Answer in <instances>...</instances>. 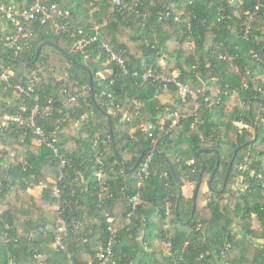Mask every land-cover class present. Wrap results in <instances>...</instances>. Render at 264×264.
I'll return each instance as SVG.
<instances>
[{"label":"trees","instance_id":"16d2710c","mask_svg":"<svg viewBox=\"0 0 264 264\" xmlns=\"http://www.w3.org/2000/svg\"><path fill=\"white\" fill-rule=\"evenodd\" d=\"M3 1L17 10L34 3ZM47 1L70 10L71 31L82 27L96 39L77 50L76 37L35 22L32 51L16 55L0 33V70L35 89L29 97L0 80V264L11 257L16 264H98L109 227L120 226L108 220L118 205L122 225L110 264H264V0ZM172 38L179 44L164 67L159 58ZM103 43L125 59L127 74L117 59L113 72L105 70L111 53ZM148 70L155 76L143 80ZM166 90L185 96L161 103ZM236 93L240 104L229 108ZM38 101L34 121L44 138L27 124ZM23 105L25 123L4 122ZM202 148L209 150L197 155ZM200 174L196 199L179 197L180 186H196ZM39 184L42 195H31ZM59 226L66 227L64 248L55 245Z\"/></svg>","mask_w":264,"mask_h":264},{"label":"built area","instance_id":"2783aa9c","mask_svg":"<svg viewBox=\"0 0 264 264\" xmlns=\"http://www.w3.org/2000/svg\"><path fill=\"white\" fill-rule=\"evenodd\" d=\"M119 3V0H116ZM71 12L67 8L61 7L58 3L52 2L49 3L47 0H34V3L30 5V7L25 9L17 10L15 8V4L13 2L8 1H0V18L4 19L7 24L8 33L3 37L2 43L9 49H11L16 55L22 52H30L33 49V44L31 39L35 35V27L33 23L39 22L40 24L52 23L57 29V32H68L71 36L76 37V49L83 50L84 47L90 43H92L96 39V35L87 37L84 35L83 28H78L77 32H73L69 26V17ZM103 47L106 51L111 53V57L105 63L106 71L113 72L111 61L117 59L119 65L121 66V71L123 74H127L128 69L126 67L125 59L114 52L111 51V48L108 44L103 43ZM255 57H258V54H254ZM259 58V57H258ZM98 74L105 78V74L103 71H99ZM13 73L10 70H0V80L6 83L5 87L14 88L17 92L21 94H25L33 96L34 93V86L32 84L26 86L21 83H14L12 81ZM133 75H138L137 72H133ZM155 76L154 73L150 70L145 71L142 74V79L147 80L149 77ZM165 80L167 78L165 77ZM168 81H174L180 91L184 94H191L195 95V91L189 85H185L181 82L176 81L175 78L168 79ZM166 87V85H164ZM204 89V88H203ZM38 100V98H37ZM46 109H52V105H47ZM43 107L42 104L38 101L32 108H31V115H30V127H33V132L38 135L39 137H45V133L43 129L39 126H35L34 118L38 116V114L42 111ZM20 112L17 114H7L4 115V122L7 120H14L19 123H25L26 119L23 116V113L30 111L29 107L23 105L20 107ZM178 116V114H177ZM84 117V116H82ZM178 119L174 120V123H177ZM48 146L53 147L54 144L52 141H48ZM56 150V148H55ZM152 159V154H150L145 162L142 164V170L147 172L148 164ZM55 193L59 194V189H55ZM133 204L135 206L136 202L139 200V197L136 195L133 197ZM108 220L112 222V218L109 217ZM111 235L108 241L101 245L99 249V263L98 264H110L113 262L114 258V248L113 244L115 242V235L117 233V229L113 226H110ZM65 226H59L54 232V239L55 245L60 248H64V244L61 240L62 232H65ZM7 264H16V261L13 257L8 260Z\"/></svg>","mask_w":264,"mask_h":264},{"label":"rangeland","instance_id":"374dc122","mask_svg":"<svg viewBox=\"0 0 264 264\" xmlns=\"http://www.w3.org/2000/svg\"><path fill=\"white\" fill-rule=\"evenodd\" d=\"M234 4L236 6H238V1H235ZM93 8H92V12H93ZM182 12V11H180ZM126 39V38H125ZM178 41L177 39L175 38H172L171 40H169V43L167 44L168 45V51L167 53H164L160 58H159V62L161 63V65H163L164 67L167 66L168 64V60L166 58V56H168L169 54V51H174L175 49H177L178 47ZM190 43H186V46H189ZM191 46V45H190ZM131 50L136 52L137 55H141L142 54V51L137 47V46H133L131 45ZM173 76H176L179 74V70L178 69H175L173 72ZM215 80H213L212 84H215L214 82ZM182 95V96H185L183 95L181 92H177V94H174V93H171L169 92L168 90H166L165 93H162L159 98H160V101L161 103H166V102H171V101H174V99L177 98L176 95L179 96ZM237 104H240V99L238 98L237 96V93L234 94L232 96V102L229 104V108H233V106L237 105ZM179 115V114H178ZM174 119H178L177 117V114L174 116ZM173 119V120H174ZM237 125H240V126H245L244 124H242L241 122H235ZM243 176H240L239 179H242ZM205 185H204V190H207L208 189V186H207V181H205ZM194 189H195V185L194 184H189V185H186L183 187V190H184V195H186L187 197H191L194 195ZM253 226L255 228H258L259 227V220H258V217L256 215H254V219H253ZM160 241V240H159ZM157 244H158V248L159 249H163L164 251H169V246L166 244V245H163V244H160L158 241H157Z\"/></svg>","mask_w":264,"mask_h":264},{"label":"water","instance_id":"95a60500","mask_svg":"<svg viewBox=\"0 0 264 264\" xmlns=\"http://www.w3.org/2000/svg\"><path fill=\"white\" fill-rule=\"evenodd\" d=\"M46 42H48V43H54L52 40H48V41H46ZM54 44H55V43H54ZM40 49H41V46L38 48L36 58H37L38 55H39ZM32 63H33V62H32ZM32 63H31V64H32ZM92 81H93V75H92V73H91V74H90V83H91V84H92ZM108 121H109V129H110V133H111V136L113 137V127H112L111 119H110L109 116H108ZM257 136H258L257 129L255 128V137H254V139H256ZM243 145H244V144H243ZM243 145L239 146L238 148H241ZM206 150H209V148H202V149L198 150V151H197V155H199V152H201V151H206ZM237 150H238V149H237ZM237 150L234 152V155H233V157H232V159H231V161H230V164H229V166H228V170H227V174L229 173V170H230V168H231V166H232V164H233V161H234V158H235V156H236ZM144 152H145V150L142 151V153L140 154V156H139L138 159L136 160L134 166H133L132 168H129V169H128L129 172L134 171V170L139 166V164H140V162H141V160H142V158H143ZM119 159H120V161L123 162V159H122L120 156H119ZM219 162H220V154L217 152V162H216V166H215V168H214V170H213V173H212L211 178H213L214 174L216 173V171H217V169H218V166H219ZM203 167H204V164H203ZM226 179H227V175H226L225 180H226ZM201 181H202V174H200V176H199V178H198V181H197V183H196V186H195V191H194V195H193L194 200H195L196 197H197V193H198V190H199V188H200ZM183 194H184L183 187L180 186L179 197H181ZM195 205H196V204H195V202H194V204H193V211L195 210Z\"/></svg>","mask_w":264,"mask_h":264},{"label":"crops","instance_id":"0c3cea01","mask_svg":"<svg viewBox=\"0 0 264 264\" xmlns=\"http://www.w3.org/2000/svg\"><path fill=\"white\" fill-rule=\"evenodd\" d=\"M6 24H7V22L4 19L0 18V33L2 32L4 35H6L8 33ZM43 187H44V184H39V185H37L34 188H29L28 192L31 195H34L36 197H40L42 195V192H43ZM55 207L56 206H53V205H51V206H46L45 205L43 207V210L47 211V209H54ZM120 209H121V207H120V205H118V207H117V209L115 211V213H116L115 217H111V218H112L113 222H114V220H116L117 224L120 222V226H121L122 223H121V220H120V214H121V210ZM120 226H119V228H120ZM119 228H117V229H119ZM21 231H22V229H21ZM156 242H157V240H156ZM158 242L160 244L166 245L165 242H162V241H159V240H158ZM156 245L158 246V244H156ZM166 253H168V251H166Z\"/></svg>","mask_w":264,"mask_h":264}]
</instances>
